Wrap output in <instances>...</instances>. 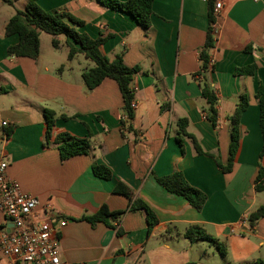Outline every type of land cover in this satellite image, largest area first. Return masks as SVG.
<instances>
[{
	"label": "crops",
	"instance_id": "obj_1",
	"mask_svg": "<svg viewBox=\"0 0 264 264\" xmlns=\"http://www.w3.org/2000/svg\"><path fill=\"white\" fill-rule=\"evenodd\" d=\"M13 1V6L0 2V160L7 162L8 177L23 192L39 199L37 218L55 226L67 221L59 233L61 264H203L204 240L192 243L185 237L194 225L224 244L226 257L235 264L264 262V219L254 228L248 222L264 205V191L255 190L259 165L264 168L256 100L264 87V0H153L147 30L97 0H39L44 11L62 10L83 21L76 29L92 39L112 35L100 47L102 55L110 60L121 55L127 66L141 69L132 85L137 105L133 120L124 119V101L115 81L106 79L93 91L87 89L83 73L94 65L81 54L69 60L64 37L57 38L58 49L51 38L48 58L45 33L37 60L10 56L8 48L20 40L5 35L6 25L21 10ZM216 3L222 4L218 13ZM211 9L217 29L209 50L213 66L201 74ZM247 67H254L252 75L235 74ZM205 84L217 94V129L207 119L201 91ZM243 94L249 106L241 117V146L231 173H223L212 158L197 155L189 140L182 154L177 123L186 118L188 132L201 148L219 154L226 165L229 118ZM46 110L56 115L53 136L89 138V155L62 161L57 147L45 144ZM94 164L109 169L112 179L96 177ZM174 171H181L190 185L208 196L201 212L156 181ZM119 183L131 191V200L114 192ZM137 201L158 218L150 234L143 209L128 211L112 222L113 227L81 220L103 206L114 213ZM5 222L0 213V226ZM177 240L183 243L182 251L176 249ZM0 264L18 263L0 250ZM214 264H221L220 259Z\"/></svg>",
	"mask_w": 264,
	"mask_h": 264
},
{
	"label": "trees",
	"instance_id": "obj_2",
	"mask_svg": "<svg viewBox=\"0 0 264 264\" xmlns=\"http://www.w3.org/2000/svg\"><path fill=\"white\" fill-rule=\"evenodd\" d=\"M10 6L14 5L13 0H0ZM27 5L24 10H17L15 15L10 19L5 27V35H18L19 43L8 48V54L16 58H28L37 60L40 56V36L42 33L53 37L52 46L55 49L60 47L58 37L66 39V46L69 49L68 58L73 60L78 54L85 56L93 67L87 69L83 73L84 83L89 91H93L101 85V83L110 79L117 83L124 101V110L128 114V118L133 120L134 112L131 109V103L134 101L133 82L135 77L141 73L138 67H129L125 64L123 56L118 55L113 60L108 59L102 55L100 47L108 41L112 35L100 34L97 39H92L86 33L79 32L76 28H82L84 22L62 10L44 11L39 5V0H26ZM105 8L115 12H122L133 17L138 25L147 30L151 26V19L153 16V0H97ZM210 24L207 35L205 47L200 54L202 63L201 74L210 70L209 67V50L214 47V30L215 18L214 12L211 9ZM254 67H247L237 69L236 75H252ZM202 98L206 101L208 106L207 119L212 123L215 129L218 128V98L215 90L208 85L201 87ZM256 100L260 107V127L264 141V87H260ZM249 106V97L246 94L240 96L239 104L236 107L234 114L229 118L231 123V138L229 148V160L226 165H223L221 158L217 153H206L200 146L196 137L188 132L189 122L186 118L180 119L177 123L178 134L177 142L181 147L182 154H185L184 143L189 140L194 148V151L199 156H207L212 158L217 164L218 168L225 174L231 173L234 163L241 146V117ZM168 108L167 106L165 109ZM45 119L47 130L45 133V144L56 146L62 161H67L78 156H87L92 150L91 141L89 138L75 137L69 133H60L53 136V129L55 126L56 115L53 111H45ZM66 119V117H65ZM264 152V150H263ZM93 173L96 177L104 180H110L113 177L112 172L104 166L94 164ZM264 168L259 165V173L256 179L255 190L257 192L264 191ZM156 181L167 192L181 197L188 202L192 209L201 212L205 207L208 196L201 190L193 187L186 180L181 171H174L172 174L157 177ZM114 192L132 198L131 191L122 183L115 186ZM143 209L147 215L148 233L150 234L155 226H157L158 218L156 214L142 201L132 203L128 210L111 213L106 206H103L100 211L89 217H84L81 220L95 226L97 223H104L109 227H113L112 222L118 221L128 211H136ZM264 219V205L260 206L256 211L251 213L248 217V222L251 228H254L259 221ZM185 237L190 242L198 240L208 241L214 244L222 258H226V246L219 243L215 238L209 235L200 226H191L185 232ZM255 264H264L263 261H256Z\"/></svg>",
	"mask_w": 264,
	"mask_h": 264
},
{
	"label": "built area",
	"instance_id": "obj_3",
	"mask_svg": "<svg viewBox=\"0 0 264 264\" xmlns=\"http://www.w3.org/2000/svg\"><path fill=\"white\" fill-rule=\"evenodd\" d=\"M221 9L222 4L216 3L215 13ZM216 34L215 27L214 39ZM212 66L213 61L209 60V67ZM136 106L133 101L131 109ZM124 119H128L126 112ZM7 168V162L0 160V213L6 220L0 226V250L18 264H61L59 233L67 221L61 220L55 226L51 220L37 218L39 199L24 193L20 184L8 177ZM47 209L52 210V206Z\"/></svg>",
	"mask_w": 264,
	"mask_h": 264
},
{
	"label": "rangeland",
	"instance_id": "obj_4",
	"mask_svg": "<svg viewBox=\"0 0 264 264\" xmlns=\"http://www.w3.org/2000/svg\"><path fill=\"white\" fill-rule=\"evenodd\" d=\"M26 4V0H17L16 1V8H19L21 10H23V4ZM43 49L46 50L45 51V54H46V57L48 58L49 54L48 52L49 51H52V46H51V38L52 36L48 35V34H43ZM65 50V54L67 53V50L66 48H64ZM174 233H181V231H175ZM180 240H177L178 244H176L178 250L182 251L183 250V243L179 242ZM200 245H204V247L202 246V248H200V252H202L203 250H207L206 253H201L202 254V261H203V264H214L215 262V259L217 261V259H220L221 261V264H235V262H233L232 259L226 257V258H222V256L220 255L218 249L216 247L213 246V244H211L210 242L208 241H204V242H200ZM211 247V248H210ZM213 253L215 255V257H213ZM197 257V256H196ZM200 260V259H199Z\"/></svg>",
	"mask_w": 264,
	"mask_h": 264
}]
</instances>
